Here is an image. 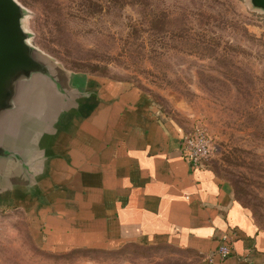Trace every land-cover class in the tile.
I'll use <instances>...</instances> for the list:
<instances>
[{
  "label": "rangeland",
  "instance_id": "374dc122",
  "mask_svg": "<svg viewBox=\"0 0 264 264\" xmlns=\"http://www.w3.org/2000/svg\"><path fill=\"white\" fill-rule=\"evenodd\" d=\"M30 44L92 85L137 89L159 118L203 129L211 167L264 228V12L250 0H17ZM0 210V264H159L182 253L43 251ZM156 259V260H155ZM183 264V263H181Z\"/></svg>",
  "mask_w": 264,
  "mask_h": 264
},
{
  "label": "crops",
  "instance_id": "0c3cea01",
  "mask_svg": "<svg viewBox=\"0 0 264 264\" xmlns=\"http://www.w3.org/2000/svg\"><path fill=\"white\" fill-rule=\"evenodd\" d=\"M118 88L91 83L93 94L60 114L39 140L35 186L0 190V210L26 211L33 243L54 254L133 245L182 253L183 264H264L251 211L207 164L191 168L185 132L147 94Z\"/></svg>",
  "mask_w": 264,
  "mask_h": 264
},
{
  "label": "water",
  "instance_id": "95a60500",
  "mask_svg": "<svg viewBox=\"0 0 264 264\" xmlns=\"http://www.w3.org/2000/svg\"><path fill=\"white\" fill-rule=\"evenodd\" d=\"M264 12V0H250ZM17 0H0V190L33 189L43 157L39 140L63 112L94 91L81 75L33 47Z\"/></svg>",
  "mask_w": 264,
  "mask_h": 264
},
{
  "label": "built area",
  "instance_id": "2783aa9c",
  "mask_svg": "<svg viewBox=\"0 0 264 264\" xmlns=\"http://www.w3.org/2000/svg\"><path fill=\"white\" fill-rule=\"evenodd\" d=\"M183 155L192 169L203 168L211 157L212 146L203 129L196 128L193 132L185 133L182 138ZM221 258L226 259L232 254L228 245H222L218 251Z\"/></svg>",
  "mask_w": 264,
  "mask_h": 264
}]
</instances>
